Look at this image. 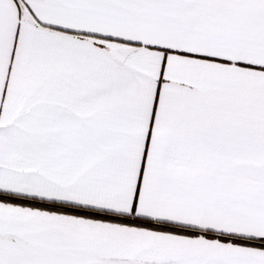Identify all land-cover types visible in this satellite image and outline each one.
Masks as SVG:
<instances>
[{
    "label": "snow or ice",
    "instance_id": "1",
    "mask_svg": "<svg viewBox=\"0 0 264 264\" xmlns=\"http://www.w3.org/2000/svg\"><path fill=\"white\" fill-rule=\"evenodd\" d=\"M0 264H264V0H0Z\"/></svg>",
    "mask_w": 264,
    "mask_h": 264
}]
</instances>
